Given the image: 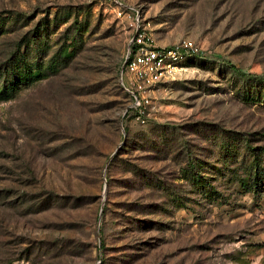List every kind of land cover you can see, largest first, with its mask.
<instances>
[{"label": "rangeland", "instance_id": "rangeland-1", "mask_svg": "<svg viewBox=\"0 0 264 264\" xmlns=\"http://www.w3.org/2000/svg\"><path fill=\"white\" fill-rule=\"evenodd\" d=\"M136 24L205 59L140 107ZM8 83L0 264H264V0H0Z\"/></svg>", "mask_w": 264, "mask_h": 264}, {"label": "built area", "instance_id": "built-area-1", "mask_svg": "<svg viewBox=\"0 0 264 264\" xmlns=\"http://www.w3.org/2000/svg\"><path fill=\"white\" fill-rule=\"evenodd\" d=\"M116 13L118 17L125 15L122 10ZM203 54L204 51L189 39L161 46L136 24L124 56V69L120 70V77L127 79L123 85L132 97V105L140 107L147 103L153 85L171 79L183 70L184 60Z\"/></svg>", "mask_w": 264, "mask_h": 264}, {"label": "trees", "instance_id": "trees-1", "mask_svg": "<svg viewBox=\"0 0 264 264\" xmlns=\"http://www.w3.org/2000/svg\"><path fill=\"white\" fill-rule=\"evenodd\" d=\"M69 54V52H67ZM200 60H205L203 59L201 56H194V57H191L189 59H187V61L185 62V65H187L188 63H197V62H200ZM124 61V59H123ZM52 67V66H50ZM28 69V70H26ZM31 69V70H30ZM40 70L37 68V69H34V68H24L23 71H22V75L18 78L19 80H17V83H20V84H28L29 82L33 81V78L31 76H28V75H33L34 77L37 78V76L39 77L40 76ZM22 76H23V79L24 80H21L22 79ZM25 76V77H24ZM23 82H21V81ZM16 84H5L3 85V87L0 88V100H4L8 97V93L13 90L14 88L12 86H14ZM19 85V84H18ZM16 87V86H14ZM131 97V96H130ZM132 98V97H131ZM197 174V172H196ZM197 193H200L199 191Z\"/></svg>", "mask_w": 264, "mask_h": 264}, {"label": "water", "instance_id": "water-1", "mask_svg": "<svg viewBox=\"0 0 264 264\" xmlns=\"http://www.w3.org/2000/svg\"><path fill=\"white\" fill-rule=\"evenodd\" d=\"M124 66H125V60H124V62H123V64H122V66H121V71L124 69ZM120 81H121L122 86L124 87V85H123V83H122V78H120Z\"/></svg>", "mask_w": 264, "mask_h": 264}]
</instances>
